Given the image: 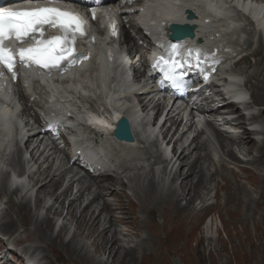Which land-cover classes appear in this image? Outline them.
<instances>
[{
    "label": "rangeland",
    "instance_id": "obj_1",
    "mask_svg": "<svg viewBox=\"0 0 264 264\" xmlns=\"http://www.w3.org/2000/svg\"><path fill=\"white\" fill-rule=\"evenodd\" d=\"M263 43L264 39H261L258 47L263 45ZM258 51L264 55L263 50L260 48L253 53V57L260 58L258 57L260 53L256 54ZM247 61L248 59L243 64H239L247 66L249 65ZM261 120L263 122L264 117ZM260 126L264 128V123L260 124ZM257 137L259 138L253 141V149L248 147L247 151L252 150L251 155H248L250 157L243 159V164H249L248 167L255 171L254 173L250 171L244 172L247 181L254 185L255 189L244 187L241 181L235 180L229 174L224 175L226 176L225 179H227L226 182L220 178V174L215 177V182L218 183L220 190L216 193L217 204L211 211H215L218 214L214 219L218 217L221 222L222 232H218V237L214 233L213 227L208 231V226H205L202 231H199L200 213L193 210V207L182 211H176L172 207L174 203L177 204L178 202L179 206L183 208L190 199L189 197L185 200L183 199L185 196L182 193L184 188H182L183 190L180 188L182 180L180 184L177 181L176 185H174L172 180L170 182L165 180L162 174L159 173H151L148 179L137 175L138 177L132 182V187L137 190L135 194L131 191L133 195L128 198L121 193L120 204L118 205L120 212L115 210V206L111 207L115 220L118 216H123L129 221L130 232L127 237H124L122 233L117 234V245L123 250H118L119 253L117 255H114V252L111 254L108 251L109 245L105 246L107 251L102 253L101 243H99L95 247V251H99V254L96 255L95 251H92L83 242L82 238L78 239V237H75L73 238L74 240L70 241L71 243L64 244L57 239L48 238L44 241L45 251L50 254L48 264H112V261H115L116 264H264V164L258 161L256 164L249 162L258 155V148L261 147L260 144L264 141V135H257ZM201 153L200 151L199 154ZM235 153L237 156H241L237 153V150ZM205 154L208 155L206 148L201 156L203 157ZM244 154L247 155L246 153ZM208 160L209 155L206 157L205 162ZM202 162L205 164L204 160ZM176 163L179 170L180 163ZM236 163L239 162L237 161ZM215 167L212 168L215 169ZM184 171L182 170L181 174L186 172ZM209 172H213L210 167ZM211 176H207V178H211ZM151 177H153L154 181L151 180ZM149 181L153 183L155 189L157 188L158 193L155 196L152 193L150 196H145L143 193L148 189L147 184ZM194 182H196V179ZM208 183L207 185H209ZM207 185L204 190L208 189ZM174 192L179 195L177 198L172 194ZM4 193L5 184L0 181L1 199ZM203 193V188H201V190L198 189L196 195H202ZM162 194H167L168 198L163 199L161 197ZM193 194L191 195L193 196ZM196 195L191 196L192 199ZM212 195V189L206 192L208 203L213 202L211 199ZM114 198L117 197L115 196ZM173 200L174 202H172ZM211 220H213L212 217ZM122 222H117V229L124 230L126 228L119 225ZM113 227H115L114 224ZM109 236L111 237L108 233ZM65 245L69 247L66 251L61 249ZM80 245L84 246L82 247L83 249L80 248ZM125 249L133 251L131 258H123Z\"/></svg>",
    "mask_w": 264,
    "mask_h": 264
},
{
    "label": "bare ground",
    "instance_id": "obj_2",
    "mask_svg": "<svg viewBox=\"0 0 264 264\" xmlns=\"http://www.w3.org/2000/svg\"><path fill=\"white\" fill-rule=\"evenodd\" d=\"M157 2H160L161 3V0H156V2L155 3H157ZM154 4V3H153ZM150 8V14L148 15L149 17H150V19L151 18H153L154 17V15H158L160 12H161V10H164L162 7H161V4L160 5H158V6H155V8H152L151 6L149 7ZM126 16H128L129 17V15H126ZM136 16V14L135 13H133L132 15H131V17H135ZM217 16H220V14H217ZM149 19V20H150ZM132 19L130 18V20L129 21H131ZM214 21V20H213ZM211 22V24H215L214 22ZM264 22V19L262 20V21H260L259 22V24H262ZM259 24H257V25H259ZM132 26V25H131ZM130 26V27H131ZM125 30V29H124ZM262 32V31H261ZM251 33V32H250ZM262 34H264L263 32H262ZM149 37V36H148ZM262 38L264 39V35L262 36ZM262 44V43H261ZM264 44V43H263ZM261 51V50H260ZM258 53H260L259 55H258V57H260L262 60H264V55H263V53L262 52H257L256 54H258ZM261 55H263V56H261ZM247 60V58H242L238 63H237V66L238 65H240V64H243L245 61ZM240 63V64H239ZM71 72H72V74L73 75H76L77 73H78V67H76V68H73V69H71ZM65 76H67V75H65ZM41 82H43V80H40ZM46 83H48V82H46ZM82 85V84H81ZM253 86L254 85H252L251 86V89H252V92H253V97H254V101L257 103V105H259V106H264V84H261V85H258V84H256L255 86H254V89H253ZM200 97V99H199V102H198V104L200 105V107H204V106H206L207 104H208V102H206V98H203L202 97V94L199 96ZM209 103H213V101L212 100H210L209 101ZM263 109V108H262ZM117 113H123V114H125L126 116H128V117H130L131 118V116L129 115V112L128 111H125V108H124V106H120V107H118V108H114L113 110H112V112H111V114H105L102 118H101V122H107V121H109L111 118H112V116L113 115H115V114H117ZM259 119L260 118H257V120L256 121H259ZM235 120L237 121V122H239L240 124L238 125V127L239 128H242L243 127V129H245V124H244V122H242V119L241 118H235ZM263 123H264V121H263ZM254 127H255V129H257L258 127H257V122L254 124ZM246 133L245 132H242L239 136H238V140H239V142H237V146H238V149H239V151L241 150L242 152H244V153H246L247 154V156L248 155H251V151H247L248 150V147H250L249 149H253V141H250L248 138H250V137H248V138H246ZM220 138H221V136H219ZM42 140H43V138L40 140V141H38L37 142V145L35 146V151L36 152H38V150H39V146L41 145V142H42ZM194 143H196L195 145H196V147H195V152H196V158H195V160L191 163V164H189L187 167L184 165V162H185V160L188 158V156L187 155H185V154H182V155H180L178 158H177V160H175L174 161V163H176V162H179L180 163V168H179V170L176 168V171L178 172L176 175L177 176H181V178H182V182H181V184H180V188L182 189V188H184V190H185V192H183L182 191V193L185 195L184 196V200L187 198V197H189L190 199L186 202V205L183 207V208H181V206H179V204H178V202H177V204H173L172 205V207H174L175 208V210L176 211H182V210H189L191 207H192V204H193V199H192V197L194 196V195H196L197 193H198V189H200V187H202L203 189H205L206 188V185H207V183L208 182H212L213 181V179H212V177L214 176V174H216V172L211 176V178H207L206 176H205V169H204V163L202 162L201 163V161L202 160H204V162H205V160H206V157L208 156L207 154H205L203 157L201 156V154L203 153V151L205 150V148H206V146H205V144L204 143H200V142H198V139H195L194 140ZM231 143H234V142H231ZM257 143V142H256ZM261 145V147H259L258 148V155L254 158V160H252V163L253 164H256V162L258 161V162H262L263 164H264V141L260 144ZM202 152L201 154H199V152ZM226 154L229 156V157H233V155H232V153L230 152V151H228V152H226ZM233 161H235V162H237V159H234ZM174 163H173V165H172V167L174 166ZM177 164V163H176ZM175 164V165H176ZM18 165H19V156L13 161V166H14V168L16 167V168H18ZM71 166L72 167H75V168H78V166H77V163L76 162H72L71 163ZM221 167L223 168L224 167V165L222 164L221 165ZM185 168H187V170H186V172L184 173V174H181L182 172V170L184 171L185 170ZM6 176H7V174H6ZM155 176V175H154ZM224 177H226V176H224ZM228 177V176H227ZM12 178L13 179H15L16 181H18L19 180V176L18 175H16L15 173L13 174V176H12ZM196 179V182H194V180ZM227 180V179H226ZM114 182V180L113 179H108V180H106L104 183H101V185H99L98 186V192L96 193V196L98 197V198H100L102 201H103V206H104V209L108 212V213H111V210L109 209V204L108 203H106L105 201H104V199H105V195L103 194V191H106V190H108V186L111 184V183H113ZM207 182V183H206ZM235 183V182H234ZM209 184V183H208ZM57 185H58V181L57 180H55V179H51L50 181H49V184L48 185H45V186H42L41 188H40V191L42 192V193H45L46 195H52V196H54L55 197V189H56V187H57ZM234 186V185H233ZM147 187H148V189H146V191H144L143 193L145 194V196H150V194L152 193L154 196L158 193V191H157V188L155 189L154 188V185H153V183H151V181H149V183L147 184ZM156 187V186H155ZM234 188H235V186H234ZM238 188V187H237ZM48 190H50V191H48ZM70 190V187L68 188V189H66V190H64L59 196H56L55 197V199H54V201L55 202H58L59 200H61L62 199V201L59 203V207L60 208H62L63 207V200L66 198V196H67V193H68V191ZM186 191H188V192H186ZM161 192V191H160ZM169 192V191H168ZM162 193V192H161ZM177 193V192H176ZM175 192L174 193H172L174 196H176V198L179 196V195H177ZM194 193V194H193ZM170 194V193H169ZM191 194H193V196L191 195ZM171 195V194H170ZM81 194L77 197V200H79L80 198H81ZM108 196L109 197H118V195L117 194H114V193H109L108 194ZM192 196V197H191ZM161 197L163 198V199H167L168 198V196H167V194H162L161 195ZM234 197V196H233ZM153 198V197H152ZM151 198V199H152ZM234 198H237V197H234ZM182 200V199H181ZM239 200V199H238ZM172 202H174V200L172 201ZM154 203V202H153ZM180 203V202H179ZM73 205V203H70V205H69V207L71 208V206ZM155 205V204H154ZM161 209V208H160ZM63 211L64 210H59L58 208H55V209H53V211H52V208H49L48 209V213L49 214H52L53 215V217L54 216H59V215H61V214H63ZM125 211V210H124ZM16 213H17V215L18 216H21V215H28L29 214V211H28V209H27V206L26 205H19V206H17L16 207ZM66 215V214H65ZM149 217V216H148ZM75 219H76V224H77V226H78V230H81V229H83L84 231H86V237L87 236H91V237H93L94 238V240H93V243H94V246L95 247H97L98 245H99V243H101L100 244V246L102 247L101 248V251H102V253H104V252H106L107 250V248L105 247V246H109L110 245V247H109V249H108V251H109V253H111L112 254V252H114V255H117L119 252H118V250H123V248H121V247H119L118 245H117V243H118V239H117V234H119V233H122L123 234V232L122 231H120V230H114V233L111 235V237L109 236L108 237V233L110 232V230H112V228H113V224H114V222H113V220H110L109 221V226L108 227H106L105 226V224H106V219H104V221H103V223H100V220H99V216H95L94 215V213L90 210V208H87V210H83L82 211V213H80V215L78 216V218H76V217H74ZM64 219H65V216H64ZM130 220V219H129ZM120 221H123L122 222V224L123 225H125L127 228L125 229V231H124V233L125 234H128L129 232H130V228H129V221H128V219L127 218H123V219H121ZM130 223H131V221H130ZM44 224H46V227H48V222L47 221H44ZM146 224V223H145ZM148 225V224H147ZM11 226H12V224L11 223H8V224H6V225H4V226H2L1 227V229L2 230H4V231H8L10 228H11ZM35 226H36V228L37 229H41L42 228V224L40 223V222H38V221H36L35 222ZM66 226V225H65ZM102 227V229H100ZM137 227V226H136ZM67 228V227H66ZM132 232V231H131ZM138 232V231H137ZM44 233H47V231H44ZM51 240V239H50ZM54 240V239H53ZM56 240V239H55ZM74 240V239H73ZM62 242V241H61ZM153 242V241H152ZM160 242H162V241H160ZM159 242V243H160ZM74 243V242H73ZM55 244V243H54ZM64 244V243H63ZM75 244V243H74ZM142 244V243H141ZM160 244H162V243H160ZM49 245V244H48ZM60 245V244H59ZM84 245V244H83ZM54 246V245H53ZM58 246V245H57ZM61 246V245H60ZM81 246V245H80ZM46 247V246H45ZM49 247V246H48ZM103 247H105L104 249H103ZM117 247V249L115 250V248ZM54 248V247H53ZM69 247H68V245H65L64 247H62L61 249H64L65 251L68 249ZM80 248H82V246L80 247ZM73 249V248H72ZM80 250V249H79ZM99 250V249H98ZM115 250V251H114ZM80 251H82V250H80ZM96 253H98L99 254V251H96ZM65 254V253H64ZM63 254V255H64ZM71 254V253H70ZM123 258L125 259V258H131L132 257V254H133V251L131 250V249H125L124 251H123ZM72 255V254H71ZM70 255V256H71ZM84 255V254H83ZM72 257H73V255H72ZM86 257V256H85ZM77 258V257H76ZM62 259V258H61ZM73 259V258H72ZM84 259V258H83ZM88 260V259H87ZM90 260V259H89ZM131 261V260H130ZM82 262H83V260H82ZM92 262V261H91ZM120 263V262H119ZM92 264V263H91ZM112 264H116L115 263V261H112Z\"/></svg>",
    "mask_w": 264,
    "mask_h": 264
},
{
    "label": "snow or ice",
    "instance_id": "obj_3",
    "mask_svg": "<svg viewBox=\"0 0 264 264\" xmlns=\"http://www.w3.org/2000/svg\"><path fill=\"white\" fill-rule=\"evenodd\" d=\"M99 3V0H97ZM95 19V13L92 14ZM85 20L76 13L61 10L56 7H38L25 10L0 11V76L3 68L12 72L16 66V55L10 48L5 47V41L15 40L18 43L32 41L31 46L18 49V57L25 65L35 64L45 69H59L64 63L75 62L77 53L75 46L78 39L86 35ZM112 34L115 35V24H111ZM48 28L59 29L60 35L51 38L45 35ZM184 45L169 43L168 57L157 59L154 67L165 74L166 79L173 84L183 80V74L177 75V69L182 65L174 57L179 56ZM191 49L188 54L192 55ZM199 60V52H196Z\"/></svg>",
    "mask_w": 264,
    "mask_h": 264
},
{
    "label": "water",
    "instance_id": "obj_4",
    "mask_svg": "<svg viewBox=\"0 0 264 264\" xmlns=\"http://www.w3.org/2000/svg\"><path fill=\"white\" fill-rule=\"evenodd\" d=\"M121 138H123V137H121Z\"/></svg>",
    "mask_w": 264,
    "mask_h": 264
}]
</instances>
